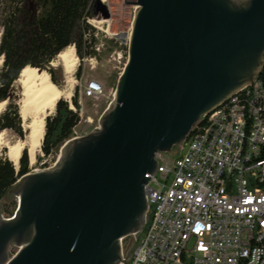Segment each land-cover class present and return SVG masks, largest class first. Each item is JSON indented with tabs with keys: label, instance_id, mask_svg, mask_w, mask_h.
Instances as JSON below:
<instances>
[{
	"label": "water",
	"instance_id": "1",
	"mask_svg": "<svg viewBox=\"0 0 264 264\" xmlns=\"http://www.w3.org/2000/svg\"><path fill=\"white\" fill-rule=\"evenodd\" d=\"M127 4L136 10L114 102L96 129L61 146L52 167L9 191L17 206L0 216V264H119L121 242L143 230L145 176L157 156L258 80L264 0Z\"/></svg>",
	"mask_w": 264,
	"mask_h": 264
},
{
	"label": "built area",
	"instance_id": "2",
	"mask_svg": "<svg viewBox=\"0 0 264 264\" xmlns=\"http://www.w3.org/2000/svg\"><path fill=\"white\" fill-rule=\"evenodd\" d=\"M108 16L85 19L96 63L109 41L127 52L131 27L113 31L111 10L133 0H99ZM86 96L102 92L96 81ZM204 125L180 143L183 154L167 161L157 156L154 175H146L147 212L142 232L119 264H264V88L244 87L213 112Z\"/></svg>",
	"mask_w": 264,
	"mask_h": 264
},
{
	"label": "trees",
	"instance_id": "3",
	"mask_svg": "<svg viewBox=\"0 0 264 264\" xmlns=\"http://www.w3.org/2000/svg\"><path fill=\"white\" fill-rule=\"evenodd\" d=\"M93 0H0V103L7 101L0 114V132L10 130L23 139L18 106L12 98V86L25 67L38 72L47 71L57 86L51 62L67 47L73 46L77 57L95 55L90 48L92 40L84 39L89 27L87 17L93 16ZM80 74V69L76 75ZM257 82L264 88V66ZM76 111L66 101L56 103L52 116L45 119L41 145L43 157H49L73 137V129L79 122V105L76 93L72 99ZM204 122L198 121L192 128L197 132ZM5 150H3V154ZM264 161V149L258 157ZM40 160V158H38ZM30 173L27 150H23L18 169L4 156H0V214L11 217L15 211V199L9 191L24 175ZM13 205L8 210L7 205Z\"/></svg>",
	"mask_w": 264,
	"mask_h": 264
},
{
	"label": "rangeland",
	"instance_id": "4",
	"mask_svg": "<svg viewBox=\"0 0 264 264\" xmlns=\"http://www.w3.org/2000/svg\"><path fill=\"white\" fill-rule=\"evenodd\" d=\"M102 7L103 6L101 5L99 0H93L92 10L94 17L97 15L98 16L103 15V11H106L108 16L107 10H105V8ZM110 14H112L113 18H116V23L113 24V28H112L113 31L119 33L120 35H123L124 33L128 32L129 28L131 27V23L133 19L132 10L126 6H123L120 9L113 8ZM0 35H1V29H0ZM72 48L74 51V55L77 58L76 68L72 74V79L74 81L72 96L68 101L64 99H60V100L66 101L69 104L70 109L76 111L72 105V99L75 93L77 95V102L79 105V111H78L79 122L77 126L73 129V137H72V138H76V137L85 136L94 129H96L99 126V122L102 114L112 106L114 102V94H115L117 80L127 61V52H125V50L122 51L121 52L122 58L121 60H118L117 55L114 53L115 52L118 53L121 50V48L118 46L117 42L108 41L104 46L102 52L96 56V63L93 62L90 64L89 62H84V63L81 62V59L76 55L75 48L73 46ZM49 68L53 70V75L57 80V87L59 89H63L65 87V82H64L65 74L61 62L58 61L57 58H55L54 61L50 63ZM78 69H80V74L77 76L76 72ZM42 72L47 73V71H42ZM90 81H96L97 83L100 84L102 89V92L100 94L91 97L86 96V93L84 92V88ZM18 94H19V85L15 81L12 86V98L17 106H18L17 104ZM5 107L6 104L1 113L4 112ZM18 110H19V106H18ZM53 114L54 112L49 114L47 117L52 116ZM19 118L21 121L22 130L24 132V137L23 139H21L10 130H3L2 132H0V156L4 155L7 158L9 147L11 145H14L18 141L24 140L26 133L28 132L27 126L31 121V117L27 118L26 121H22L20 115ZM3 150H5L4 154H3ZM59 150L49 157H43L40 147L39 151L35 155L34 161L30 160V157L27 152L30 173L35 171L45 170L52 167L53 164L56 162L57 158L59 157ZM184 152L185 150H182L179 144L173 146L170 151L162 154V156H164V158L167 161H173L175 158H177ZM38 158H40V160H38ZM14 166L18 167L19 162L17 166L16 165ZM9 195L15 199L16 202L15 205L17 206V197L10 194V192ZM6 207L8 208L9 211L13 209V205L11 204L7 205ZM0 216H2L3 218H8L2 214H0ZM134 239L135 238L133 236H130L123 240L122 243L124 247V254L128 253L129 250L133 247ZM17 250H18L17 248L11 247L9 250V257H12L17 252Z\"/></svg>",
	"mask_w": 264,
	"mask_h": 264
},
{
	"label": "bare ground",
	"instance_id": "5",
	"mask_svg": "<svg viewBox=\"0 0 264 264\" xmlns=\"http://www.w3.org/2000/svg\"><path fill=\"white\" fill-rule=\"evenodd\" d=\"M65 74V87L59 89L53 84L46 72H38L35 68L25 67L19 74L16 82L19 85L18 106L22 121L31 117L27 126L28 132L24 140L18 141L8 149V160L17 166L22 151L27 150L31 161H34L39 151L45 130V118L54 112L56 103L60 99L69 100L72 96L74 81L72 74L75 71L77 58L72 46L67 47L57 55ZM1 64V59H0ZM5 106L0 103V114Z\"/></svg>",
	"mask_w": 264,
	"mask_h": 264
}]
</instances>
